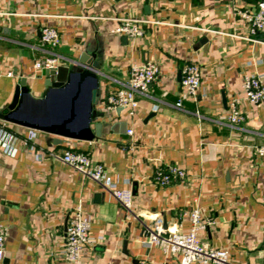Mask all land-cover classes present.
<instances>
[{
	"label": "crops",
	"instance_id": "1",
	"mask_svg": "<svg viewBox=\"0 0 264 264\" xmlns=\"http://www.w3.org/2000/svg\"><path fill=\"white\" fill-rule=\"evenodd\" d=\"M258 1L0 0V112L24 77L26 111L38 114L47 87L45 69L34 63L57 54L59 66L69 68L80 58L98 61L94 110L102 113L91 120L92 128L101 124L92 140L5 120L0 227L7 235L0 264H180L177 254L146 246L138 220L107 191L49 154L65 148L103 164L118 188L131 190L137 215L158 231H187L189 212L199 208L201 220H211L198 232L201 242L227 249L237 264H264V161L254 151L264 141V100L250 103L242 87L244 74L264 82V28L253 35L239 14ZM123 17L140 19L143 35L113 32ZM45 25L57 28V45L41 42ZM146 61L159 72L147 94H136L134 114L107 108V95L127 84L130 65ZM188 63L200 72L195 99L181 96ZM234 99L243 116L238 124L228 120ZM170 165L187 177L156 182L157 171ZM79 204L95 241L86 259L69 263L61 255L65 225Z\"/></svg>",
	"mask_w": 264,
	"mask_h": 264
},
{
	"label": "built area",
	"instance_id": "2",
	"mask_svg": "<svg viewBox=\"0 0 264 264\" xmlns=\"http://www.w3.org/2000/svg\"><path fill=\"white\" fill-rule=\"evenodd\" d=\"M240 16L248 23L250 32L256 35L264 28V0H259L255 9H244L239 11ZM141 20L134 17H123L119 19L113 32L123 34L130 38L143 35L140 26ZM40 39L43 44L55 46L59 42V32L56 27L42 26L40 29ZM57 54L38 59L34 65L40 69H51L59 66ZM159 67L155 62L146 61L142 63H132L128 70V81L125 87L112 90L106 97V107L115 109L121 107L128 115L132 116L138 107L136 94H147L149 87L156 81ZM11 75V72H8ZM181 96L195 99L200 86V72L195 63L186 64L181 70ZM242 87L245 98L252 104H259L264 100V82L260 75L244 74L242 76ZM181 105V98L176 102ZM154 109L155 106H154ZM228 120L232 124H238L243 120L238 100L230 102ZM0 128L6 129V121L0 119ZM6 133V131H4ZM127 134H132V129L127 128ZM7 134V133H6ZM30 137L25 138L24 144L30 142ZM34 139L33 141L36 143ZM30 149H34V144H30ZM255 154L264 161V141L254 149ZM52 158L63 162L77 173L93 181L102 189L107 191L123 208L127 216L135 217L143 230V242L146 246L159 247L164 253L177 254L180 264H237L231 258L227 249L215 248L206 245L198 238V232L204 228L211 220L204 222L200 218L199 208L192 209L188 216L190 227L185 232L164 233L158 231L151 224L142 220L132 207V192L126 188H118L114 179L106 174L103 164L93 161L91 157L83 151L72 148H65L61 151H51ZM45 151H40L38 158H44ZM187 177L184 169L170 165L163 170H158L155 176L156 182L162 185L170 183L173 179L183 180ZM7 229L0 227V260L4 252V243ZM91 235V218L83 211L79 204L69 216L66 223L65 243L61 255L66 262L78 263L86 259L89 255V247L94 243ZM138 264H152L148 259L140 260Z\"/></svg>",
	"mask_w": 264,
	"mask_h": 264
},
{
	"label": "water",
	"instance_id": "3",
	"mask_svg": "<svg viewBox=\"0 0 264 264\" xmlns=\"http://www.w3.org/2000/svg\"><path fill=\"white\" fill-rule=\"evenodd\" d=\"M91 56L95 58V53ZM97 68V60L80 58L72 68L60 65L45 69L44 84L47 88L40 101V111L33 115L26 111L29 96L25 89L26 80L22 77L11 102L0 112V119L64 137L92 140L98 135L97 129L101 124L95 123L92 128L91 120L102 114L94 110L97 100L94 72ZM121 109L118 107L116 111Z\"/></svg>",
	"mask_w": 264,
	"mask_h": 264
}]
</instances>
